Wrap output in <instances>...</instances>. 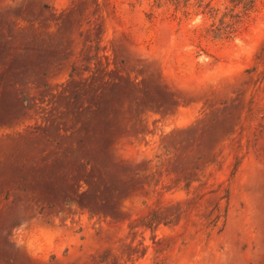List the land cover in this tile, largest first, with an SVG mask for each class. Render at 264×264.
<instances>
[{
  "label": "rangeland",
  "instance_id": "obj_1",
  "mask_svg": "<svg viewBox=\"0 0 264 264\" xmlns=\"http://www.w3.org/2000/svg\"><path fill=\"white\" fill-rule=\"evenodd\" d=\"M0 264H264V0H0Z\"/></svg>",
  "mask_w": 264,
  "mask_h": 264
},
{
  "label": "trees",
  "instance_id": "obj_2",
  "mask_svg": "<svg viewBox=\"0 0 264 264\" xmlns=\"http://www.w3.org/2000/svg\"><path fill=\"white\" fill-rule=\"evenodd\" d=\"M171 1L174 2V3H178V0H171ZM219 215H220V213L216 214V216L213 219V222H216V220L218 219Z\"/></svg>",
  "mask_w": 264,
  "mask_h": 264
}]
</instances>
